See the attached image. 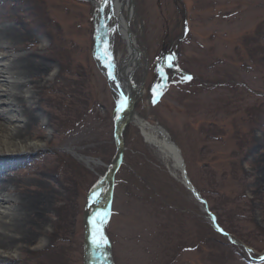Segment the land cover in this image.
Wrapping results in <instances>:
<instances>
[{
  "label": "rangeland",
  "instance_id": "obj_1",
  "mask_svg": "<svg viewBox=\"0 0 264 264\" xmlns=\"http://www.w3.org/2000/svg\"><path fill=\"white\" fill-rule=\"evenodd\" d=\"M100 1L0 0V15L17 18L0 19V28L16 25L24 34L18 50L4 40L0 56L27 55L45 65L25 102L38 116L27 143L40 148L16 151L10 170L52 169L54 163L62 180L42 183L58 196H45L28 226L39 230L43 244L1 252L5 261L84 264V213L116 157L113 132L121 110L94 54ZM132 4L144 68L134 74L139 90L132 111L168 132L201 200L144 142L135 122H127L122 161L111 188L108 182L102 188V195L111 191L101 222L111 264H264V191L252 175L259 171L254 155L264 152L258 145L264 135V0ZM111 47L114 56L125 54L119 37ZM7 101L0 91V107ZM251 128L256 141L250 145ZM85 158L97 164L88 166Z\"/></svg>",
  "mask_w": 264,
  "mask_h": 264
},
{
  "label": "bare ground",
  "instance_id": "obj_2",
  "mask_svg": "<svg viewBox=\"0 0 264 264\" xmlns=\"http://www.w3.org/2000/svg\"><path fill=\"white\" fill-rule=\"evenodd\" d=\"M132 3L133 0H107L103 11L104 28L102 32V40L106 47L104 52L112 61L114 78L122 90L123 98L128 103L133 95L136 97L139 90V83L134 79L135 71L140 68L141 70L144 69L142 53L133 27L135 15ZM95 5L98 9L99 2ZM0 19L17 22V18L8 13L0 15ZM114 36L119 37L124 44L126 48L124 55L118 57L113 55L111 39ZM23 37L24 34L20 33L16 25H6L0 28V49H5L3 43L6 40L10 43V47H8L10 50H18L19 41ZM96 60L104 74L106 66L103 65L109 59L105 56L103 59L97 57ZM44 66L41 62L32 61L27 55L18 56L14 61L5 60L4 56H0V91L5 92L8 99L6 106L0 107V253L13 252L23 243H32L35 246L43 244L39 230L31 231L28 226L36 223V219L33 218L34 209L43 204L45 196H49L50 193L54 194V191L42 183L48 179L59 183L62 181L56 180L58 166L54 163L51 166L52 169L26 167L21 171L10 170L11 166L8 164L10 157L18 154L16 151L25 149L28 145L33 149L40 148L39 142L27 143L31 136V129L37 123L38 116L34 115L36 108L33 104L25 106V102H28L29 98H33L36 92L27 90V87L30 86L35 90L39 86L38 83L42 79ZM108 84L111 88L113 87L109 81ZM125 117L134 119L144 142L154 147L165 160H169L170 167L177 171V159L173 160L174 157L170 154L171 149L157 130V124H151L138 118L132 109L126 113ZM252 130L253 128L247 131L250 145L256 141L254 135L251 134ZM258 145L264 148V135L261 136ZM175 158L177 157L175 156ZM83 160L88 166L97 164L95 159L85 158ZM228 164L233 165V160L229 159ZM253 164L259 168V171L252 173L255 180L254 186L264 191V152L254 155ZM18 173L28 177V179L18 178ZM245 174L247 175V173ZM105 183H99L93 190L94 195L85 223L84 264H100L98 261L100 251L94 237L97 238V221L107 198V195H102V188ZM9 190H13L16 195L12 196L6 193ZM28 192L31 195L27 194ZM17 262L9 259L5 261L0 255V264H17Z\"/></svg>",
  "mask_w": 264,
  "mask_h": 264
},
{
  "label": "water",
  "instance_id": "obj_3",
  "mask_svg": "<svg viewBox=\"0 0 264 264\" xmlns=\"http://www.w3.org/2000/svg\"><path fill=\"white\" fill-rule=\"evenodd\" d=\"M106 1L107 0H101L99 2V7H98V11H99V25L95 34V40H94V54L97 57H99L100 59H103L105 56L109 59V61L106 63L104 62L103 66H106V70L104 72V75L106 77V79L112 83L113 87L112 90L114 92H116L120 98H121V110L115 120L114 123V132H113V136H114V141H115V146L117 149V153H116V157L114 159V161L111 164V167L109 168V170L107 171V173L104 175L103 178H101L97 184L92 188L90 195H89V199H88V203H87V207H86V211L84 213V227H85V223H86V219L88 217V212H89V208H90V203L93 197V190L94 188L99 184V183H104V182H108L109 183V187L111 188L112 185V180H113V176L115 171L118 169L121 161H122V157H123V151H124V147H123V141H122V130L124 128V126L127 124V122H129L130 120H133V118H126L125 115L126 113L129 111H131L132 109V104H133V100L135 99L134 95L131 98V101L128 103L124 98H123V94H122V90L120 89V86L118 84V82L115 80L114 78V74H113V66H112V61H110V58L105 54L104 50L106 49L105 47V42L102 40V32H103V28H104V24H103V20H104V15H103V11L106 5ZM136 120V119H135ZM135 122V121H134ZM157 130L160 132V134L163 136V139L165 141V143L170 147V154L173 158V160L177 159V167L180 173V178L182 180L183 185L189 190L191 191V193L196 197V199L201 200V197L199 195V193L194 189V187L192 186V184L190 183L186 173H185V168H184V162L182 159V156L180 155V149L177 147V145L174 143V141L171 139V137L169 136L168 132L161 127L160 125H156ZM175 156L177 158H175ZM109 188V193L107 195L106 198V202L105 205L103 207V210L101 211L98 221H97V225H98V230H97V238H100L101 236L104 237L103 235V230L101 227V222L103 220V218L105 217V215L107 214L109 207H110V199H111V191ZM86 230V229H85ZM229 236V235H228ZM86 242V240H85ZM235 242V241H233ZM99 251H100V255L98 257V261L100 264H111L108 256H107V250L105 247V244H100L98 245ZM85 247V246H84ZM246 248V247H245Z\"/></svg>",
  "mask_w": 264,
  "mask_h": 264
},
{
  "label": "snow or ice",
  "instance_id": "obj_4",
  "mask_svg": "<svg viewBox=\"0 0 264 264\" xmlns=\"http://www.w3.org/2000/svg\"><path fill=\"white\" fill-rule=\"evenodd\" d=\"M188 79H191V77H187ZM94 241L100 245V244H106L107 243V239L104 238L103 236H101L100 238H96L94 237Z\"/></svg>",
  "mask_w": 264,
  "mask_h": 264
}]
</instances>
